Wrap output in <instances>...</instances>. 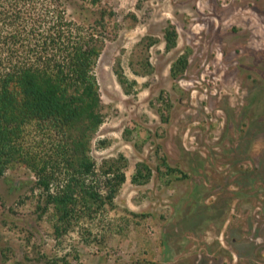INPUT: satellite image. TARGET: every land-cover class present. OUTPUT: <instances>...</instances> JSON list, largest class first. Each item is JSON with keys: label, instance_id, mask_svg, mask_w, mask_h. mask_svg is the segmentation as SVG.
<instances>
[{"label": "rangeland", "instance_id": "rangeland-1", "mask_svg": "<svg viewBox=\"0 0 264 264\" xmlns=\"http://www.w3.org/2000/svg\"><path fill=\"white\" fill-rule=\"evenodd\" d=\"M64 6L104 39L93 66L104 117L86 154L124 180L112 205L55 236L35 170L12 165L0 264H264V0ZM50 141L24 132L37 155Z\"/></svg>", "mask_w": 264, "mask_h": 264}, {"label": "trees", "instance_id": "trees-1", "mask_svg": "<svg viewBox=\"0 0 264 264\" xmlns=\"http://www.w3.org/2000/svg\"><path fill=\"white\" fill-rule=\"evenodd\" d=\"M165 37L172 45L174 31ZM103 41L96 25L67 17L64 0H0V177L16 163L35 170L55 236L112 205L124 180L86 154L104 117L93 74ZM30 126L51 140L46 156L24 144Z\"/></svg>", "mask_w": 264, "mask_h": 264}]
</instances>
